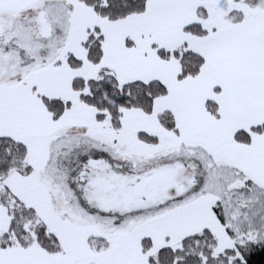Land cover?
<instances>
[{"label": "snow or ice", "instance_id": "1", "mask_svg": "<svg viewBox=\"0 0 264 264\" xmlns=\"http://www.w3.org/2000/svg\"><path fill=\"white\" fill-rule=\"evenodd\" d=\"M0 264H264V0H0Z\"/></svg>", "mask_w": 264, "mask_h": 264}]
</instances>
